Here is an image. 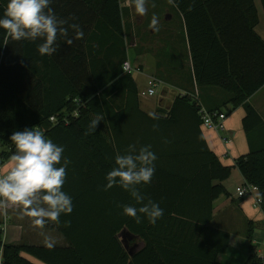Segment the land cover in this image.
<instances>
[{
	"label": "trees",
	"instance_id": "trees-1",
	"mask_svg": "<svg viewBox=\"0 0 264 264\" xmlns=\"http://www.w3.org/2000/svg\"><path fill=\"white\" fill-rule=\"evenodd\" d=\"M255 1L173 0V3L185 18L197 83L224 87L229 93L228 102L234 107L245 106L242 123L250 151L238 158L234 166L245 182L258 188L264 211V121L248 101L264 84V40L254 31L259 22ZM260 1L264 8V0ZM7 3L8 0H0V17ZM215 4L234 7L227 11L239 13L244 31L254 40L255 46L250 52L244 51V59L238 64L225 38L226 32L216 16L210 14ZM50 6L59 18L75 17L72 21L88 25L84 32L87 41L97 33L89 29L100 28L101 45L118 49L123 55L118 68L108 73L94 74L93 59L82 56L75 59V71H71L62 64L57 46L60 38L55 54L41 56L38 53L41 40L15 41L0 28V162L9 160L15 151L10 141L14 132L35 128L64 148L63 157L70 163L62 190L71 197L73 205V211L61 214L60 222L56 223L67 238L68 247L50 249L3 244L0 240L3 263L36 264L33 258L46 264H219L217 258L228 251L231 234L212 226L211 220L215 202L227 195L223 182L231 177L234 166L224 165L204 142L199 102L188 95H177L168 110H157L158 120L141 109L138 85L132 72L123 68L127 55L120 0H52ZM245 48L251 49L248 45ZM256 51L257 69L253 70L251 63L255 62L252 57ZM31 62H39L40 67L32 66ZM103 62L110 63V58ZM122 94L125 100L117 104V97ZM76 99L82 101L80 107ZM76 109L78 115H74ZM54 115L58 122L50 120ZM97 115L104 119L94 132L85 135ZM184 118L196 126L203 142V148L199 147L204 155L202 180L196 188L187 186L195 183L194 177L176 175L183 153L175 149L174 130L186 122ZM143 122V146L151 145L157 159L151 183L138 187L163 209V216L155 225L147 218L136 223L123 213V205L139 207L128 191L119 186L104 190L106 175L116 166L115 156L124 154L120 146H124L126 138L120 133L126 124L136 129ZM154 124L159 125L155 130ZM132 137L140 147V136ZM194 196L196 214L188 211ZM66 221L70 226H65ZM124 233L140 237L145 246L130 255L122 239ZM247 236L251 239V228ZM246 264H264L252 241Z\"/></svg>",
	"mask_w": 264,
	"mask_h": 264
},
{
	"label": "crops",
	"instance_id": "crops-1",
	"mask_svg": "<svg viewBox=\"0 0 264 264\" xmlns=\"http://www.w3.org/2000/svg\"><path fill=\"white\" fill-rule=\"evenodd\" d=\"M120 3L124 26V48L127 55V60L131 62V58H134L137 55L139 56L140 54H144L143 62H147V58H151L155 65L153 72H151L152 70H149L148 72L146 70V65H144L143 62L138 66H134L132 63L131 64L133 67H135V69L138 68L137 70L148 73L150 75V79L155 78L158 81V87L160 86L163 89L161 92V99L156 106L143 105L142 96L147 97V94L144 91H140L139 89L141 109L148 115L149 113L156 114L158 109L168 110L173 104L174 98L177 95H188L192 100L199 102L200 107H204L207 110H222L227 114V134L232 138L231 144L226 146L222 143L221 133L207 130L202 127H200V131L203 135L204 142L208 144L209 149L214 154H216L219 160L224 165L234 166L238 158L248 154L250 151L248 135L242 123L246 115L245 106L240 105L238 107H234L232 103L228 102L229 93L224 89V87L200 86L197 83L194 75V65L188 40L187 26L183 14L174 4L172 11L178 13L180 18L178 29L174 31L172 30L171 32H163L160 38L157 39L158 42H156L157 40L154 41V36L157 34H150L151 29L153 31L156 30L149 26L150 23L145 25L149 15V9H147L146 15L140 16L135 12L132 0H120ZM255 4L257 7L259 22L254 27V31L260 36V38L264 40V8L260 0H256ZM232 8L234 7L228 8V6L223 4H215L212 6V11L210 14L212 13V15L216 16V20L226 32L225 38L228 41V45L231 48L232 53H235V62L238 64L237 62H240L244 59V51L250 52L252 50V46L254 47L255 44L251 35H247L248 32L244 31V22L242 23L243 18L237 16L239 13L235 14L233 11H227V9ZM170 18H173V15L168 17V19ZM73 22L74 21L72 20L70 21V23ZM159 22L160 21L158 19V26L160 25ZM74 23H78L84 32L86 31V27L88 25L84 26L81 22ZM89 31H96L97 33L92 39H89L88 41L85 36L83 39L74 40L73 44L70 46L65 43L63 37H58L60 38L57 44L59 47L58 52L61 54V61L64 67H67L71 71H75V59L82 56L84 58L89 57L90 59H93L94 65L92 67V71H94V74L99 75L104 72L108 73L111 71V69H117V65L123 55L122 52L118 51V49L110 50L108 47H103L101 45L100 28L97 27V29H95L94 26H92ZM71 34L72 33L70 30V35ZM246 45L251 47V49L245 48ZM108 57L110 58V63H104L103 61ZM252 59L255 60V62L251 63V68L256 70L257 51L255 55L253 54ZM31 65H36L37 68L40 67L39 62H31ZM134 79L138 85L135 77ZM253 81H250L249 83L251 84ZM113 97H115V95ZM124 100L125 97L122 94L117 97L116 101L117 104H122ZM248 101L258 111L264 121V84L251 95ZM160 114L166 115L165 113ZM184 121L186 122L178 124L174 130L176 137L174 138L173 143L175 141L177 145H175V149H179L183 153L177 163L176 175L194 177L196 179L195 183H189L187 186L194 185L196 188L200 185V179L202 180L201 165L204 161V155L202 153L203 151L199 152V147L203 148V142L199 138L196 126L191 124L190 119L184 118ZM141 125V127L139 126L134 129L130 124V127H128L126 124L122 133H120V135L126 138L124 140V146H120L124 154L128 145L137 144L135 143V138L132 136L139 135V138H141L139 143L141 146L144 145V122ZM225 150H229V158L223 157ZM0 163L2 167V173L0 175L7 173V171L12 167L11 159ZM236 169L238 168L234 166L232 172L234 170L236 171ZM237 171H239V169ZM239 173L242 176L240 171ZM227 180L223 182L225 187L227 185ZM244 182L245 179L242 176V182L237 184L236 188ZM222 197H220L214 204L211 225L229 231L231 234V239L228 251L226 253L219 254L217 262L219 264H240L236 263L235 258H233V256L229 255L228 253L230 251L232 242L237 244L244 243L245 235H247L249 228H251L252 223H254L256 218L252 212L251 206L253 205L257 208L258 206H255V201L253 200L254 198L243 200L237 195L232 197L228 191L227 195ZM192 200V203L188 200L191 204L188 211L196 214V196H194ZM239 210V214L243 216V232L241 235L243 238L241 241L239 239L233 240L231 229H229L230 219H228L230 215L235 216ZM262 212L263 215H261L259 218H264V211L262 210ZM41 233L52 237L55 241V247L69 246L67 238L57 228L56 222L48 221L45 227L40 229L33 226L31 218L27 216L21 218V209L18 207H9L6 214L5 212L0 211V240L3 244H29L45 246L44 235ZM122 239L125 242V247L127 246V249H129L130 255H133L134 252L142 249L145 246V241L137 236H130L129 234L124 233L122 235ZM247 258H244V264H246L247 260L245 259ZM32 260L36 264H46L33 258ZM1 263L2 250L0 249V264Z\"/></svg>",
	"mask_w": 264,
	"mask_h": 264
},
{
	"label": "clouds",
	"instance_id": "clouds-1",
	"mask_svg": "<svg viewBox=\"0 0 264 264\" xmlns=\"http://www.w3.org/2000/svg\"><path fill=\"white\" fill-rule=\"evenodd\" d=\"M146 2L147 0H132L138 15H146ZM51 3L52 0H8L3 17H0V28L15 41L41 40L42 43L38 45L41 56H51L57 52L55 45L58 36L63 37L69 46L74 40L83 39L82 27L78 23L69 22L75 20V17L59 18L50 6ZM169 3H173V0H169ZM149 26L159 30L155 15ZM149 116L154 120L159 119L155 113H149ZM103 119L100 115L92 119L85 135L94 132ZM158 127V124L153 125L154 130ZM10 141L14 144L15 151L10 157L12 167L7 173L0 175V211L6 214L9 207H18L21 209V218H31L33 226L40 229L48 221L59 223L61 214L73 211L71 197L62 190L67 175L66 168L70 163L63 157L64 148L35 128L14 132ZM156 159L151 145L137 147V144H130L125 154L115 156L116 166L106 175L105 191L119 186L128 191L136 205H139L122 206L123 213L134 218L136 223L147 218L150 224L155 225L163 216V209L159 204L146 198L138 187L151 183ZM65 226H70V222L66 221ZM44 243L50 249L55 246V241L48 235H44Z\"/></svg>",
	"mask_w": 264,
	"mask_h": 264
},
{
	"label": "rangeland",
	"instance_id": "rangeland-1",
	"mask_svg": "<svg viewBox=\"0 0 264 264\" xmlns=\"http://www.w3.org/2000/svg\"><path fill=\"white\" fill-rule=\"evenodd\" d=\"M148 2V3H147ZM146 7L149 9V15L147 17V22L145 25L151 23L153 15H155L159 19V30L153 31L151 29L150 34L154 35V41H156L160 36L163 34V32H171L172 30L178 29V23H179V15L175 11H172L174 7V3H169V0H147ZM153 5H155L153 7ZM168 11V13H167ZM174 13V14H173ZM167 15V16H166ZM170 15H173V18L168 19ZM166 18V19H165ZM159 33V34H158ZM158 42V40L156 41ZM144 54H140L139 56H135L134 58H131V63L134 66H138L140 63L143 62ZM144 65H146V70L149 72L154 71L155 65L153 63V60L151 58H147V62H143ZM135 68V67H134ZM133 76L136 78L140 91H144L147 94L146 96H142L143 105H152L156 106L161 99V92L162 87H157L156 94L154 96L148 95V84H149V77L150 75L146 73L145 71L141 72L137 69L133 70ZM234 170L231 174V177L229 180H227V191L231 194V196L237 195L236 193V185L240 184L242 182V176L240 175L239 171ZM223 198V197H222ZM252 196H246L244 198H241L243 200L251 199ZM254 200V199H253ZM255 201V200H254ZM220 204V202H219ZM252 212L256 216L254 223H252L251 230H252V237L251 239L248 238L247 235H245L244 243L243 244H237L235 242H232V245L230 247L229 255L233 256L235 258L236 263L244 264V258L248 257L250 244L252 241V244L254 246V249L256 253H258L259 256L264 254V218H259L261 215H263L262 208L251 206ZM240 210L237 212L235 216L230 215L228 217L229 220V229H231V233L233 235V240H242V224H243V216L239 214ZM244 226V225H243ZM235 256V257H234ZM247 260V259H245Z\"/></svg>",
	"mask_w": 264,
	"mask_h": 264
},
{
	"label": "built area",
	"instance_id": "built-area-1",
	"mask_svg": "<svg viewBox=\"0 0 264 264\" xmlns=\"http://www.w3.org/2000/svg\"><path fill=\"white\" fill-rule=\"evenodd\" d=\"M123 68L127 72H133L135 69L130 61H126L123 65ZM138 69V68H136ZM158 87V81L155 78H151L149 80L148 84V95L154 96L156 94V90ZM77 105L80 107L82 105V101L79 99L75 100ZM200 117H201V126L204 129L211 130L217 133H221V141L224 145L228 146L232 142V138L227 134V126H226V119L227 114L223 111L219 110H207L204 107L200 108L199 111ZM74 115H78V110L74 112ZM57 116H51L50 120L52 122H58ZM67 121V117H66ZM224 158L230 157L229 150H225L223 154ZM2 173V167L0 165V174ZM236 193L239 198H244L246 196H252L255 200V206L261 207L263 198L261 195H259V190L257 187L253 186L252 184L248 182H244L243 184L239 185L236 188ZM262 262H264V254L260 256ZM1 264H4L3 261Z\"/></svg>",
	"mask_w": 264,
	"mask_h": 264
},
{
	"label": "water",
	"instance_id": "water-1",
	"mask_svg": "<svg viewBox=\"0 0 264 264\" xmlns=\"http://www.w3.org/2000/svg\"><path fill=\"white\" fill-rule=\"evenodd\" d=\"M126 248H127V246H126Z\"/></svg>",
	"mask_w": 264,
	"mask_h": 264
}]
</instances>
